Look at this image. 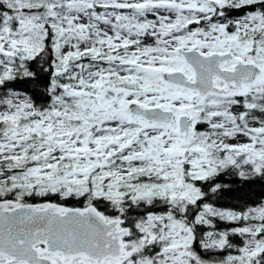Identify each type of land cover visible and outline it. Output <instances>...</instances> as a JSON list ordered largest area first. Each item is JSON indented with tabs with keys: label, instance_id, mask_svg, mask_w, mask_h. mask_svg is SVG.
I'll return each instance as SVG.
<instances>
[{
	"label": "snow or ice",
	"instance_id": "snow-or-ice-1",
	"mask_svg": "<svg viewBox=\"0 0 264 264\" xmlns=\"http://www.w3.org/2000/svg\"><path fill=\"white\" fill-rule=\"evenodd\" d=\"M0 264H264V0H0Z\"/></svg>",
	"mask_w": 264,
	"mask_h": 264
},
{
	"label": "trees",
	"instance_id": "trees-1",
	"mask_svg": "<svg viewBox=\"0 0 264 264\" xmlns=\"http://www.w3.org/2000/svg\"><path fill=\"white\" fill-rule=\"evenodd\" d=\"M256 199H259V194H257ZM71 203L74 204L75 202L73 201V202H71Z\"/></svg>",
	"mask_w": 264,
	"mask_h": 264
}]
</instances>
